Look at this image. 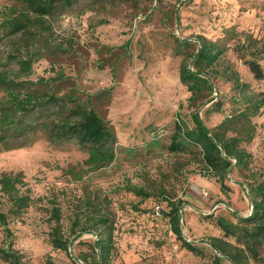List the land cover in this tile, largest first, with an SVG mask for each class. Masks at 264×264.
I'll use <instances>...</instances> for the list:
<instances>
[{
	"label": "rangeland",
	"instance_id": "rangeland-1",
	"mask_svg": "<svg viewBox=\"0 0 264 264\" xmlns=\"http://www.w3.org/2000/svg\"><path fill=\"white\" fill-rule=\"evenodd\" d=\"M7 2L0 0V6ZM109 4L83 15L70 13L58 18L51 37L53 43L63 42L66 51L56 52L57 44H43L55 52L54 62L44 58L35 63L31 78L55 76L53 68L65 70L71 77L69 88L80 89L81 98L90 95L93 105L115 130L118 160L106 169L81 172L85 181L90 177L94 184L114 195L117 203L123 204L117 210L119 253L112 264H213L215 251L210 240L222 237L223 233L209 215L235 222L237 215L250 214L246 176L251 170L234 168L222 189L216 177L200 170L198 160L191 158V154L169 152L175 122L182 120L193 125L191 92L179 78V66L188 50L178 47V40L198 34L215 39L232 26L264 39V0H146L138 11L128 0ZM17 44H21L20 38L4 40L0 53L13 51ZM225 56L245 81L257 90H264V80H255L234 50L230 49ZM261 63L264 67V59ZM216 84L220 95L229 94L228 82L220 78ZM214 103L215 100L200 109L209 127L230 112L228 101L222 113L215 111ZM254 121L256 136L246 147L252 156L251 167L261 172L264 113ZM154 139L159 143H151ZM87 156V151L79 146L54 145L45 138L29 147L0 153V172L22 171L36 198L25 214L10 218L12 236L6 237L0 223V247L12 242V247L22 255V264H85L82 260L74 262L67 252L56 250L51 244L48 202L56 198L63 205L62 225L68 231L71 213L68 203L80 194L79 180L68 170L75 168L78 172L79 164ZM126 182L155 192L162 183L171 186L174 196L183 201L180 211L183 236L202 248L203 256L187 250L172 232L168 218L155 214L153 207L161 200L160 195L141 203L139 197L122 187ZM117 186L122 189L114 192ZM166 203L163 201V207ZM7 209L8 204L0 205V211ZM96 239L94 233L83 234L71 247L72 255L77 257L81 251L89 250L88 244ZM0 264L7 263L0 259ZM223 264L232 263L224 259Z\"/></svg>",
	"mask_w": 264,
	"mask_h": 264
},
{
	"label": "trees",
	"instance_id": "trees-1",
	"mask_svg": "<svg viewBox=\"0 0 264 264\" xmlns=\"http://www.w3.org/2000/svg\"><path fill=\"white\" fill-rule=\"evenodd\" d=\"M119 0H8L0 6V43L7 39L20 38L13 51L0 53V153L31 146L41 138L50 144H74L87 151V158L79 164L80 170L70 168L79 182L80 194L71 198L68 207L69 229L62 225L63 205L56 198L49 199V237L54 249L69 254L74 262L85 264H112L118 256L116 246L117 210L120 205L114 195L94 184L90 177L85 181L81 172L106 169L118 160V141L115 130L105 116L93 105L91 96L81 98V90L70 86L71 77L63 69H55V76L33 80L34 65L41 59L52 63V48L64 52L63 42L53 43V24L66 14H86L97 11L101 5ZM133 8L141 10L146 0H128ZM107 2V3H104ZM231 40L235 42L231 44ZM230 42V43H229ZM46 44L47 46L43 45ZM71 44V43H70ZM178 47L188 50L179 66L180 81L191 92L189 106L193 125L179 120L175 122L168 150L176 155H189L198 160L200 170L217 178L221 188L234 168H247L248 194L252 210L248 216L237 215V221L224 216H214L215 225L223 233L213 237V264H223L229 259L232 264H264V169L255 172L251 167V153L246 145L256 136L254 118L264 113V90L255 89L245 81L233 63L226 59L232 49L247 66L257 81L264 80V39L254 38L232 26L225 28L218 38L203 34L179 38ZM223 79L230 84V92L220 95L216 81ZM215 111L223 112L226 101L230 112L213 127H209L200 115V109L213 102ZM151 143H159L154 139ZM192 161V162H195ZM182 175V169L180 170ZM79 176V177H77ZM169 180V179H168ZM133 192L142 201L160 195L155 202L157 216L168 218L172 232L183 246L194 254L203 256V249L183 236L181 207L183 201L174 196L171 186H157V192L126 182L122 186ZM122 188L117 186L115 191ZM163 201L169 210H164ZM36 202L25 180L24 173L0 172V205L8 204L0 211V223L6 237L13 235L10 218L21 217ZM138 209V206H134ZM94 233L97 239L89 250L72 255L71 247L83 234ZM78 243H82L79 241ZM0 259L7 264H22V255L12 247H0Z\"/></svg>",
	"mask_w": 264,
	"mask_h": 264
},
{
	"label": "crops",
	"instance_id": "crops-1",
	"mask_svg": "<svg viewBox=\"0 0 264 264\" xmlns=\"http://www.w3.org/2000/svg\"><path fill=\"white\" fill-rule=\"evenodd\" d=\"M240 27V26H239ZM221 34V33H220Z\"/></svg>",
	"mask_w": 264,
	"mask_h": 264
}]
</instances>
